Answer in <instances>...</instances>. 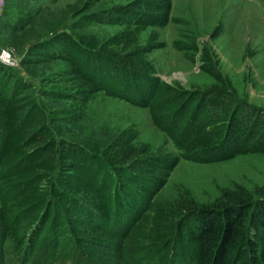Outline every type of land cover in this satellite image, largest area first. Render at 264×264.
Instances as JSON below:
<instances>
[{
  "label": "rangeland",
  "instance_id": "374dc122",
  "mask_svg": "<svg viewBox=\"0 0 264 264\" xmlns=\"http://www.w3.org/2000/svg\"><path fill=\"white\" fill-rule=\"evenodd\" d=\"M160 4L161 0H0V20H30L15 36L0 37L1 50L11 59L0 65L22 85L20 95L34 103L37 115H43L59 148L62 142H79L83 135L72 132L69 122L95 136L91 147L107 158L106 169L99 167V173L110 176L111 196L115 194L111 219L101 225L107 236H96L103 244L93 245L78 238L76 229L87 219L84 210L89 207L84 203L90 197L80 180L95 175L98 165L87 160L91 164L85 166L63 154L54 162L49 158L28 163L25 171L13 175L1 173L0 210H8L12 225L17 223L19 242L15 245L0 228V264H24L22 253L29 251V244L36 255L49 243L54 250L73 248L80 254L82 246L90 244L96 251L103 245L97 250V264H186L175 258L174 249L148 247L134 230L142 236L152 234L158 224L157 208L169 217L164 226L170 233L190 212L231 206L240 199H264L263 154H238L206 164L183 160L181 149L153 125L147 108L107 91L92 92L88 83L70 73L72 58L81 63L86 58L98 69H108L109 76L114 75V65L124 63L127 77L133 73L145 90L148 79L156 90L167 86L181 93L219 91L225 94L227 113L241 105L264 116V1L169 0L166 23L145 24V16L158 20L165 13ZM30 44L48 54L21 67ZM54 50L63 53V59L49 55ZM134 91L120 94L132 96ZM152 158H176V164L168 172L134 174L141 162ZM161 171L164 184L153 196L144 197L141 191L151 185L150 179L161 177ZM124 174L136 184L125 182ZM125 192L128 199H118ZM62 194L82 205L80 217L63 204ZM135 206L139 211L130 220Z\"/></svg>",
  "mask_w": 264,
  "mask_h": 264
},
{
  "label": "trees",
  "instance_id": "16d2710c",
  "mask_svg": "<svg viewBox=\"0 0 264 264\" xmlns=\"http://www.w3.org/2000/svg\"><path fill=\"white\" fill-rule=\"evenodd\" d=\"M159 6L165 10V13H162L158 20L157 17L145 16V24L162 25L166 23L169 0H161ZM29 23L30 20L24 17H17L12 22L1 19L0 37L3 35L13 37ZM1 46L0 44V51ZM45 50L38 49L36 44H30L26 55L19 63L20 66L24 67L27 64L42 61L41 57L48 54ZM49 55L57 56L56 59L64 57L63 53L55 50ZM84 61L82 60L83 63H81L72 58L70 64L73 67L70 73L79 81L88 83L92 92L107 91L109 94L121 96L120 98L133 105L147 108L153 125L168 135L175 147L181 149L183 152L181 159L206 164L228 160L244 153L264 155V116L240 105L237 110L235 107L230 109L231 114L227 119L229 112L227 113L228 110L224 106L227 101L224 99L223 92L181 93L167 86L156 90L153 83L144 77L148 83L147 90H145L133 73L129 75L130 78L127 77L129 73L124 68L126 66L123 67L124 63L114 65L116 68L112 72L114 75L109 76L108 69L103 67L98 69L96 64ZM108 68L112 70L110 66ZM105 76L108 77L106 86L103 82L107 79ZM11 81L12 84L9 85ZM112 84L117 85L118 88L114 90L111 88ZM20 88L23 89L17 79L11 78L5 67L0 65V174L4 172L6 175H13L12 172L25 171L28 163L33 161L40 162L50 158L54 162V158H60L63 154L70 160L81 161L85 166L90 165L91 163L87 160H91L98 167L95 175L83 176L80 180L88 187L90 197L89 202L84 203L85 207H89L84 210L87 219L77 226L76 235L93 245L103 244L96 236H107L104 226L101 225L103 220L111 219L112 196L115 195L111 196L113 180L106 173L104 175L99 173V167L102 168L101 170L106 169L107 158L101 157L102 155L96 153L91 147V140L95 136L82 133L80 127H76L71 122L68 124L72 132L76 135H83L81 137L78 135L79 142H62L63 145L59 148L44 123L43 115H37V107L25 95H20ZM132 88L135 90L134 95L120 94L122 91L130 92ZM168 96L169 98H166ZM243 115L246 118H242ZM21 142L23 143L20 144ZM25 149L30 150L25 152ZM175 159L168 161L158 158L148 159L141 162L140 169L133 172L134 174L156 170L168 172L175 166ZM78 166L80 168V165ZM110 167L115 168L112 164ZM164 175L162 172L161 177L150 179L151 185L145 189L146 191H141L144 197L153 196L162 187ZM127 176L124 174L121 178L127 183L136 184L134 178ZM120 194H117L120 195L118 199H128L126 192ZM62 197L63 204L69 207L70 212L80 217L83 213L82 205L72 196L62 194ZM138 207L135 206L134 214L129 215L130 220L137 215ZM154 217L157 218L158 224L155 223V230L152 234L142 236L138 229H135L133 233L142 237L148 247L159 250L167 247L174 249L175 258L181 262L184 261L186 264H264V199L256 202L250 199H240L231 206L190 212L189 216L175 223L170 233L169 229L167 230L164 226L169 217L161 208L154 210ZM189 218L190 221H187ZM13 220L8 210H0V228L17 245L19 242L15 232L17 223L12 225ZM52 245L53 243L45 244L35 255L34 249L29 244L27 248L29 251L22 253L23 258L25 257L23 263L27 264V258L30 260L29 264H53V262H58L57 264H97V250L105 248L102 245L94 251V247L90 244L89 247L82 246L81 255L73 248L54 250ZM56 254L60 257L57 255L52 260L51 256Z\"/></svg>",
  "mask_w": 264,
  "mask_h": 264
},
{
  "label": "built area",
  "instance_id": "2783aa9c",
  "mask_svg": "<svg viewBox=\"0 0 264 264\" xmlns=\"http://www.w3.org/2000/svg\"><path fill=\"white\" fill-rule=\"evenodd\" d=\"M10 61H11V59L9 58V55L5 51L1 50L0 51V62H2V63L9 62L10 63Z\"/></svg>",
  "mask_w": 264,
  "mask_h": 264
}]
</instances>
